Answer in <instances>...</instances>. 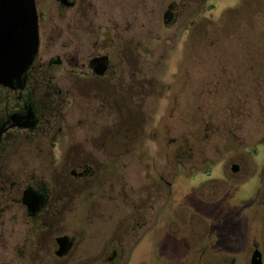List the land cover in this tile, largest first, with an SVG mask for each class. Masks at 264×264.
<instances>
[{
	"label": "rangeland",
	"instance_id": "374dc122",
	"mask_svg": "<svg viewBox=\"0 0 264 264\" xmlns=\"http://www.w3.org/2000/svg\"><path fill=\"white\" fill-rule=\"evenodd\" d=\"M167 6H171L178 17L171 26L162 23ZM63 16L66 22L68 12ZM180 25L186 26L187 31L180 33ZM139 42L147 49H141L144 61L139 67L140 72L146 73L150 67L155 79L165 75L163 80L170 81L172 87L166 92L165 88L157 86L164 99L160 101L157 93L149 103H140L139 115L146 121L150 118L146 137L187 138L195 145L188 153L190 161L184 168L171 158L161 161L156 157L154 171L163 173L170 185H161L156 190L154 216L145 225L146 231L127 264H248L254 246L264 264V229L259 220L264 192L261 184L264 143L244 147L264 135V68L252 71V88L247 94L237 92L229 98L215 94V76L231 74L238 81L244 74L238 67L222 73L221 64H238L250 59L258 66L264 65V0H155L153 31L150 35L142 31ZM256 78L262 79L261 86ZM242 80L240 85L244 83ZM60 88L67 91L68 83L60 81ZM231 88L238 86L231 85ZM82 100L84 102L77 101V107L95 109L98 105L93 99ZM130 100L126 105L130 106ZM217 104L222 107L219 112H215ZM77 107L73 112L64 109L67 110L66 121L79 124L83 120V109L79 111ZM123 107L118 109L119 123L114 136L121 147L132 144L140 131L145 134L146 125H142L141 119L140 130H137L139 119ZM113 111L117 113L116 109ZM94 112L90 111L84 118L86 127L78 126L81 137L95 122L97 115ZM97 121L104 123V119ZM229 142L230 149L225 148L226 151L215 158L216 145L223 149ZM111 143L115 142L106 140L107 147L110 148ZM95 149L91 152L92 159L85 163L93 171H104L109 161L103 152ZM132 151L130 145L123 148L122 166L118 168L123 173V200L117 217L121 215L124 220L134 218V187L139 173H152L145 169L149 162L137 163L132 158ZM237 153L248 160L249 174L246 178L229 181L225 178L226 167ZM50 154L47 141L20 138L2 146L0 264H59L52 255L53 238L74 234L80 238V230L82 243L76 263L100 264L93 261L94 252L99 248L95 235L112 226L111 220H102L111 216L115 221L116 210L112 208L115 203L107 204L100 199L89 214L84 215L86 206L83 202L75 207L67 200V194H57L54 190L61 173H68L75 163L52 162ZM107 173L113 175L115 172L110 168ZM216 179L223 184L216 186ZM25 186L47 189L48 206L38 221L30 220L25 208L17 202ZM59 195L67 199L59 200L58 207L62 210L60 216L56 211L55 217L60 218L53 221L49 213L55 209ZM148 215L146 213V217ZM84 218V223L89 226L84 227ZM69 224L76 231H72ZM124 231L123 249L132 250L137 236L126 228L118 236L122 237ZM31 236L37 239H31ZM200 250L205 253L203 258L198 257ZM61 263L73 264V261L66 258Z\"/></svg>",
	"mask_w": 264,
	"mask_h": 264
},
{
	"label": "flooded vegetation",
	"instance_id": "af4514ba",
	"mask_svg": "<svg viewBox=\"0 0 264 264\" xmlns=\"http://www.w3.org/2000/svg\"><path fill=\"white\" fill-rule=\"evenodd\" d=\"M65 2L67 5L58 0H32L37 46L35 54L29 61L26 35V29L31 23L26 16L29 4L22 0H0V7L3 6L5 9L4 22L0 23V44L4 45L3 60L11 68L9 82L5 86L0 85V154L3 144L7 142H14L20 138L26 141L41 140L47 141L52 162L75 163L68 173H61L60 178L55 181L57 184L55 192L67 194L68 199L66 196L57 197L56 207L49 213L50 219L57 221L60 218L59 211L62 208H59L58 204L61 198H66L75 207L83 202L86 206L84 215H88L95 202L100 199L107 204L115 203L112 207L116 210L115 221L111 216L102 220H111L112 226L95 235L99 248L94 252L93 261L100 264H127L140 237L146 231L145 225L154 216L152 209L155 206L156 190H159L161 185L166 187L170 185L165 181L163 173H155V159L169 161L171 158L184 168L190 161L188 153L195 144L190 143L187 138L179 140L147 138L146 128L150 124V118L146 121L145 117L139 115L140 103L144 105L149 103L157 93L160 101L164 99L162 96L164 94L161 95L157 91V86L165 88L166 92L172 88L170 81L166 83L163 80L165 75H159L161 79H155V75L150 73V67L146 73L139 70L144 61L141 49L147 50L140 45V33L144 31L150 35L153 31L155 0H65ZM64 12H68L66 22ZM177 18L171 6H167L162 14V23L164 26H171L176 23ZM185 31L187 27L180 25L179 32ZM237 67L244 70L243 77L238 81L234 75L223 73L227 69L236 70ZM262 67L264 68V65L258 66L250 59L238 64H221L219 69L223 74L215 76V94L224 98L233 97L237 92L247 94L252 88V71ZM241 80L244 81L242 85L245 87L242 90L243 86L239 84ZM255 80L259 82L258 86H261L262 79ZM60 81L68 83L67 91L64 92L60 88ZM231 85L234 87L237 85L238 90L231 88ZM82 98L89 101L93 99L98 105L95 109L90 107L92 110L89 107H77V101H83ZM129 98L130 102L132 101L130 106L126 105ZM123 106L139 119L137 130H140L142 123L143 126L146 124L145 134L140 131L136 140L132 144H125L124 147L130 145L133 150L132 158L137 163L148 161L145 169L152 171L139 173L134 187V218L129 220H124L121 215L117 217V214H120L118 211L122 209L123 200V173H120L118 168L122 166L124 147L114 140V136L119 123L118 109L124 108ZM76 107L79 111L83 109L81 111L83 120L90 115V111H96L95 122L89 127L93 130V135L91 129L83 137L79 134L78 126L80 128L83 124L82 129L86 127L85 121L80 120L79 124L66 121L64 116L67 110L73 112ZM221 108L219 104L215 105V112L221 111ZM114 109L117 113H114ZM102 119L104 123L99 124L97 120ZM141 119L143 122L140 124ZM215 128L219 129L217 126ZM107 139L115 142L111 143L110 148L107 147ZM145 141L148 142L147 145ZM256 143H264V135L254 143L245 144L244 147L251 148ZM230 144V142L226 144L223 149L216 145L215 158L226 149L229 150ZM93 149L103 152L104 158L109 161L104 171H93L85 163L92 159ZM248 165V160L237 153L228 161L225 178L229 181L238 177L246 178L249 174ZM110 168L115 172L113 175L107 173ZM232 168H235V171H232ZM219 184L223 182L216 179L215 185ZM261 184L264 191V174L261 176ZM28 189L38 198L33 212L28 211L23 203V193ZM47 193L45 188L34 189L25 186L22 189L17 202L25 208L26 216L30 220L38 221L47 208ZM260 206L259 220L264 229V192ZM56 211L58 217H55ZM146 213H149L147 217ZM84 221L85 218L82 223ZM125 224H128L127 227H124ZM69 226L73 231L72 226L70 224ZM85 226L89 224L84 223ZM124 228L131 229L134 236H137L132 250L123 249L125 231L122 237L118 236ZM80 231V238L75 234L53 238L52 255L56 263L62 264L61 262L68 258L72 259L73 264H77L76 259L79 257V247L82 243V230ZM31 239L36 240L37 237L31 236ZM61 244L64 245V251L59 254ZM255 253L259 254L261 262L260 253L254 246L249 254L248 264ZM204 254L200 250L198 257L203 258ZM123 258L126 260H122Z\"/></svg>",
	"mask_w": 264,
	"mask_h": 264
},
{
	"label": "water",
	"instance_id": "95a60500",
	"mask_svg": "<svg viewBox=\"0 0 264 264\" xmlns=\"http://www.w3.org/2000/svg\"><path fill=\"white\" fill-rule=\"evenodd\" d=\"M23 2H27L29 4V7L27 8V19L31 23L28 25L26 29V35L28 38V45H27V56L29 57V61L32 55L36 52V46H37V31H36V24H35V12L34 7L32 4V0H22ZM62 4L67 5L65 0H58ZM4 16H5V9L3 6L0 7V23L3 24L4 22ZM3 48L4 45L0 44V85L5 86L7 82H9V77L11 73L10 66L3 60L4 54H3ZM28 61V63H29ZM232 171H235V168H232ZM23 203L27 206L28 211L33 212L36 209L38 198L37 196L31 191V190H25L23 193ZM64 245L61 244L60 247V253L64 251ZM250 264H261L260 257L258 253L253 254L251 258Z\"/></svg>",
	"mask_w": 264,
	"mask_h": 264
}]
</instances>
